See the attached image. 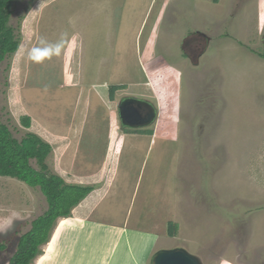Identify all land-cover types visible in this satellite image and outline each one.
<instances>
[{
  "label": "rangeland",
  "instance_id": "1",
  "mask_svg": "<svg viewBox=\"0 0 264 264\" xmlns=\"http://www.w3.org/2000/svg\"><path fill=\"white\" fill-rule=\"evenodd\" d=\"M9 25L20 47L0 63V122L49 144L52 174L92 187L62 220L97 224L68 233L62 251L100 248L91 229L106 225L156 235L147 264L171 250L264 264V0H17ZM111 86H123L112 100ZM126 99L150 104L153 121L123 125ZM46 210L38 188L0 177V264ZM58 225L32 264L48 263ZM86 259L74 264H96Z\"/></svg>",
  "mask_w": 264,
  "mask_h": 264
},
{
  "label": "trees",
  "instance_id": "2",
  "mask_svg": "<svg viewBox=\"0 0 264 264\" xmlns=\"http://www.w3.org/2000/svg\"><path fill=\"white\" fill-rule=\"evenodd\" d=\"M17 0H0V63L20 47L14 28L9 25L12 7ZM264 58V53L259 55ZM123 86H111L109 99ZM28 126V124L26 125ZM151 134L150 132L145 133ZM51 147L38 136L29 134L21 141L13 139L8 127L0 122V177L16 179L32 189L38 188L47 202V210L32 222V228L20 237L17 249L8 264H32L43 254L42 246L60 218H70L72 210L91 192L92 187L70 185L52 174L46 163ZM34 160L39 169L31 166ZM176 226L167 225V235L173 236Z\"/></svg>",
  "mask_w": 264,
  "mask_h": 264
},
{
  "label": "crops",
  "instance_id": "3",
  "mask_svg": "<svg viewBox=\"0 0 264 264\" xmlns=\"http://www.w3.org/2000/svg\"><path fill=\"white\" fill-rule=\"evenodd\" d=\"M88 203V201H87ZM75 210V209H74ZM73 210V211H74ZM65 219V218H64ZM77 226L76 228L73 227V223H69V222H65L64 220H62V218L59 219V225H58V229H56V231L54 232L53 235V239L52 242L49 246V248H51V254L48 257L47 260V264H50L52 261L55 262V264H74V262L79 261L81 259V256L85 255L87 257L86 259V263L87 261H89V255H92L95 257V263L96 264H101V261L105 264H114V259H108V254L110 251V246L108 244V238H109V233H113V232H117V233H121V235L123 236V240H125V238L128 240V234H125V232H128V229H122V228H116V227H110V226H106V225H101L102 227L107 228L104 232L94 230L93 228L92 233L93 236H96L98 238V242L101 243L102 248H86V249H82L81 247L76 248V250L71 251L70 253L66 252L67 248L65 250L62 251L61 248V241L62 239H64V237L66 235L71 234V231L76 230L79 233L88 231L90 229V226L92 224H97L92 222L89 218H78L77 220ZM134 232H139L138 230H131ZM56 234V235H55ZM130 234V233H129ZM146 234V233H144ZM152 234V233H151ZM150 240L143 242L142 245H140L139 247V252L136 254L135 251L131 248H129V244H125V241H122L123 243L116 242V244H121V245H117L116 247H114V254L113 256L116 255V253H118L119 258H121V261L119 262V264H147L148 260L150 258V255L154 249L155 244L158 241V237H156V235H149ZM95 242V241H93ZM128 242V241H127ZM114 240L112 242V245H114ZM97 247V245H96ZM113 247V246H112ZM152 247V248H151ZM48 248V251H49ZM105 249V255L103 256L102 250ZM59 251V252H56ZM44 252H45V247H44ZM48 253V252H47ZM47 255V254H46ZM46 255L44 256V260L46 259ZM64 255H68L69 256V262H64L62 260V257ZM80 258V259H79ZM147 258V259H145ZM98 260V262H97ZM144 261V262H143ZM44 262V261H43ZM52 262V263H53Z\"/></svg>",
  "mask_w": 264,
  "mask_h": 264
},
{
  "label": "water",
  "instance_id": "4",
  "mask_svg": "<svg viewBox=\"0 0 264 264\" xmlns=\"http://www.w3.org/2000/svg\"><path fill=\"white\" fill-rule=\"evenodd\" d=\"M135 104L136 106H134ZM138 105V106H137ZM148 109L145 117L139 111V107ZM145 109V110H146ZM153 107L142 101L127 99L119 107V113L123 125L128 127H139L153 121ZM151 264H198L193 257L182 250L159 251L153 255Z\"/></svg>",
  "mask_w": 264,
  "mask_h": 264
},
{
  "label": "bare ground",
  "instance_id": "5",
  "mask_svg": "<svg viewBox=\"0 0 264 264\" xmlns=\"http://www.w3.org/2000/svg\"><path fill=\"white\" fill-rule=\"evenodd\" d=\"M58 229V228H57ZM59 230V229H58ZM113 233H117V232H113ZM118 234V233H117ZM56 235V234H55ZM149 237V236H148ZM143 240H144V234H139V235H136V236H133L132 234L131 235H129L128 236V242L127 241H125V244H129V248L131 249H133L134 251H135V253L137 254L138 252H139V247H140V245H142V243H143ZM94 244H96L97 245V243H96V241L95 242H93V245ZM108 244H109V246H110V251H109V254H111L112 256H113V254H114V247H116L117 245L119 246V245H121V244H115L114 243V245H112V243L110 242H108ZM113 246V247H112ZM98 247H100V248H102V245H101V243H99L98 242ZM115 257H116V262H117V264H119V260H120V258H119V256H118V253H116V255H115ZM147 259V258H146ZM144 262V261H143ZM103 264H105V262L103 263Z\"/></svg>",
  "mask_w": 264,
  "mask_h": 264
},
{
  "label": "clouds",
  "instance_id": "6",
  "mask_svg": "<svg viewBox=\"0 0 264 264\" xmlns=\"http://www.w3.org/2000/svg\"><path fill=\"white\" fill-rule=\"evenodd\" d=\"M59 45L49 48H33L29 53V59L34 62H41L44 58H50L53 54L59 53Z\"/></svg>",
  "mask_w": 264,
  "mask_h": 264
},
{
  "label": "flooded vegetation",
  "instance_id": "7",
  "mask_svg": "<svg viewBox=\"0 0 264 264\" xmlns=\"http://www.w3.org/2000/svg\"><path fill=\"white\" fill-rule=\"evenodd\" d=\"M127 100V99H126ZM126 100H124V101H126ZM123 101V102H124ZM123 102H122V104H123ZM134 106H136L135 104H133ZM138 106V105H137ZM139 109V111L142 113V116L148 111V109H146V108H144L143 106L141 107V109H140V107L138 108ZM146 109V110H145ZM143 117H145V115L143 116Z\"/></svg>",
  "mask_w": 264,
  "mask_h": 264
}]
</instances>
